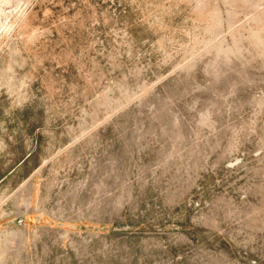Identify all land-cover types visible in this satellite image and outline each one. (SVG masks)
I'll return each instance as SVG.
<instances>
[{
  "label": "rangeland",
  "instance_id": "obj_1",
  "mask_svg": "<svg viewBox=\"0 0 264 264\" xmlns=\"http://www.w3.org/2000/svg\"><path fill=\"white\" fill-rule=\"evenodd\" d=\"M0 264H264V0H0Z\"/></svg>",
  "mask_w": 264,
  "mask_h": 264
}]
</instances>
